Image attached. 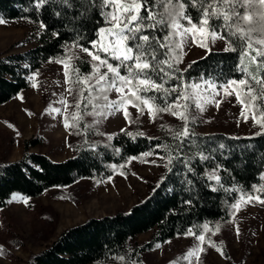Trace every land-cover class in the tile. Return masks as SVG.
Listing matches in <instances>:
<instances>
[{"label":"trees","instance_id":"obj_1","mask_svg":"<svg viewBox=\"0 0 264 264\" xmlns=\"http://www.w3.org/2000/svg\"><path fill=\"white\" fill-rule=\"evenodd\" d=\"M71 2L72 8L55 4L36 12L31 0H0V17L5 20H27L36 25L33 47L23 52L0 55V106L29 89L33 80L29 81L26 77L41 72L52 58L65 57L69 65L67 71L70 80L76 79L74 68H79L83 75L91 72L89 56L79 54L78 58L75 56L69 61L67 57H70L71 52L66 54L62 45L71 46L79 34L81 44L91 49L88 41L96 39V29L105 26L104 19L99 15V7L86 10L87 6H82L77 0ZM184 2L187 3V0ZM56 11L61 13L59 17L54 15ZM82 12L84 15H81ZM186 14H190L193 20L197 17L196 9L191 6L186 9ZM41 20L48 26L47 30L39 27ZM53 32H58L59 36H54ZM156 34L163 35L164 31L158 30ZM233 46L238 47V44L234 41ZM239 60L238 52H224L223 49L207 51L202 57L187 63L185 68L196 61L184 73L185 82L199 83L201 75L205 79L215 78L217 84L228 78L239 80L243 76V73L236 70ZM25 64L30 67L25 68ZM121 73L123 74V69ZM175 83L176 81H169L165 87ZM89 84L94 85L95 80L89 81ZM69 85L73 88V99L64 119L67 116L71 124V114L76 111L75 104L80 99L77 90L84 86L72 83ZM188 91L191 92V89ZM110 93H107L109 100ZM84 95L99 96V93L85 90ZM94 103L103 104L105 101L97 99ZM256 104L259 106L260 102L257 101ZM92 110V105L87 104V101L81 104L80 115L84 118L78 126L71 127L68 138V145L74 151L71 157L56 161L44 153L30 151V146L40 143L39 138L33 137L25 141L20 159L0 162V208L8 204L13 193L36 198L53 188L72 187L84 179L98 182L116 173L130 175L131 157H138L135 160L140 162L150 161L157 155L142 157L140 153L151 150L157 143L175 146L177 142L171 139L169 130L182 125L170 113H159L155 121H152L154 128L147 132L142 128L141 116L134 117L130 112L132 123L125 129L133 134L145 133V136H138L133 140L121 131L107 134L103 126L106 118L86 114ZM190 111L196 117L195 123L190 125L196 136L191 147L185 142L181 159L184 156L192 157L190 165L193 172H187L180 160H174L169 165L172 171L169 172L164 167L148 195L128 211L90 217L66 228L41 251L32 254L26 264H132L133 261L145 264L146 252L155 249L157 244L185 235L189 228L201 234L202 229L198 226L208 224L210 231L203 232L205 247L209 240L212 243L214 233L226 232L234 213L231 205L240 197V192L236 189L251 193L252 185L259 187L264 184L261 178V172H264V136H237L222 131L204 132L203 114L194 107ZM109 136L112 138L109 139ZM147 137L154 139L149 140ZM220 144L224 148H220ZM117 149L120 151L117 152ZM157 152L159 156L165 157L161 160L164 165L167 153L163 149H157ZM197 152H202L209 159L202 161L196 155ZM120 165L123 167H119ZM217 165L221 166L216 173L221 176L219 183L208 179V174ZM189 180L191 184L187 182ZM161 181L163 182L160 183ZM74 192L76 189L72 188L60 193L75 201L77 194ZM253 195H260L264 199L262 193ZM187 200H191L192 204H185L184 201ZM217 225L220 226L219 232H216ZM147 232H151L150 238L139 242L138 236ZM4 255L8 256L7 253Z\"/></svg>","mask_w":264,"mask_h":264},{"label":"snow or ice","instance_id":"obj_2","mask_svg":"<svg viewBox=\"0 0 264 264\" xmlns=\"http://www.w3.org/2000/svg\"><path fill=\"white\" fill-rule=\"evenodd\" d=\"M77 3H81L82 6L86 5V10L99 7V15L103 17L105 26L97 28L96 39L88 41L91 49L81 44L79 34L72 41L71 46L62 45L66 54L72 52L73 49H78L79 52L90 57L91 72L88 75H83L79 72V68H74L76 79L70 80L67 71L69 65L65 57L49 60L51 63L54 59L56 63L64 66L65 83L84 86L77 90L80 99L75 104L76 111L71 114L73 123L70 124L66 116L65 127L78 126L83 120L84 117L80 115V110L84 101L91 104L93 109L92 112L86 113L87 115L107 118L109 115L120 112L129 124L132 120L130 119L131 113L127 110L128 105L136 108L138 116L147 111L153 122L159 113H170L182 122L181 127L169 130L171 139L177 142L175 146L157 143L151 150L140 153V156L150 157L155 154L158 159H165L157 152V149H163L167 153V162L164 167L169 172L172 171L169 165H172L174 160H180L186 166L187 172H193L194 169L190 165L192 157L184 156L181 159L186 146L185 142L187 141V146L191 147L196 136L190 127L195 123L196 117L191 115L190 109L194 107L199 112H203L205 104L209 103L219 107L223 100H217L215 97L220 96L222 92L224 97L234 95L237 98V102L242 106L240 116L246 123L251 118L253 127H260V131L255 132L254 136H264V75H261L264 73V0H187V3L184 0H151V3L149 0H99L98 4L97 0H77ZM55 4L67 5L68 8L73 7L71 0H31V5L36 12ZM189 6L197 11L195 20L190 14H186ZM54 15L59 17L61 13L56 11ZM81 15L84 13L82 12ZM22 18L26 19V17ZM5 23L7 21L0 17V24ZM39 27L47 30L48 26L41 20ZM158 30H163L164 34L157 35ZM53 35L59 36V33L53 32ZM189 37L194 42H199V45L204 48H208L203 42L208 37L213 41L217 39L223 41L225 43L224 52H238L240 60L236 65V70L243 73V76L239 80L228 78L223 83L217 84L215 78L205 79L201 75L199 79L202 83H186L184 73L196 61L183 69L178 65L182 63L184 44L186 38ZM234 41L238 47L233 46ZM67 59L70 61L71 57ZM24 67L29 68L30 66L25 64ZM121 69H123V74ZM36 75L38 74L33 73L26 79L32 81ZM93 79H95V84H89V81ZM169 81H176V83L165 87ZM32 86L36 87V84ZM188 89H191V92ZM85 90L89 93L95 90L99 96H86L84 95ZM112 91L118 94L116 100L108 98L107 93ZM65 92L72 95L73 88H65ZM203 93H208V95ZM19 98L22 99V96ZM97 99L105 103H94ZM257 101L260 102L259 106L256 104ZM58 102L64 105V111L70 107L64 98ZM98 108L100 111H97ZM51 110L58 114L62 112L59 107ZM120 131L133 140L138 136H145L143 132L133 134L125 128H121ZM111 138L109 136V139ZM147 139L154 138L147 137ZM219 147L224 148V145L220 144ZM119 151L117 149V152ZM196 155L202 161L209 159L202 152H197ZM137 158L133 156L130 159ZM149 162L156 163L155 160ZM119 167L122 168L123 165ZM220 167L217 165L212 173L208 174L209 180L220 182L221 176L216 174ZM123 174L121 172V175ZM261 178L264 180V172H261ZM187 182L191 184L190 180ZM215 190L214 188L213 191ZM236 191L240 192V197L231 205L234 209L233 214L240 210L241 202L253 203L255 201L264 204V199H261L260 195H253L258 192L264 194V184L259 187L252 185L251 193L239 189ZM17 198L23 200L24 203L28 202L27 198L17 193H13L12 199L8 202L11 203ZM184 203L190 205L192 201L187 200ZM198 227L202 229L201 234L197 235L192 228L187 229L185 234L195 237L202 244L205 242L203 232L210 231V229L208 224ZM219 231L220 226L217 225L216 232ZM235 231L239 236V225L236 226ZM209 243L211 244L210 240ZM211 246L215 247V244ZM156 247L159 248L160 245L157 244ZM204 251V248L197 245L178 259L188 260L189 264H192L191 258L196 257L197 264H199V254ZM4 253L5 249L0 246V255ZM119 259L123 260L124 257H119ZM132 264H137V262L133 261ZM170 264H177V261H171Z\"/></svg>","mask_w":264,"mask_h":264},{"label":"rangeland","instance_id":"obj_3","mask_svg":"<svg viewBox=\"0 0 264 264\" xmlns=\"http://www.w3.org/2000/svg\"><path fill=\"white\" fill-rule=\"evenodd\" d=\"M6 21L7 23L0 24V55L23 52L35 45V24L27 20ZM203 42L208 48L201 47L199 42H194L190 37L186 38L180 63L182 69L189 61L202 57L208 49L222 50L225 47V43L219 39L213 41L208 37ZM79 54L88 56L79 50H73L70 57L72 59ZM64 73L62 64L48 63L41 72L36 73L38 75L33 79L36 87L23 90L13 100L0 106V162L20 159L25 141L33 137L39 138L40 143L30 146L32 152L44 153L56 161L74 154L68 145L71 127H65L64 124V116L70 110L73 94L65 92V88L71 86L65 83ZM117 95L112 91L111 100L117 99ZM61 98L70 105L67 111L58 102ZM215 99L223 100L219 107L213 103L205 104V110L201 112L205 118L204 132L222 131L239 136L253 135L260 131L259 126L253 127L251 118L246 123L240 116L242 106L234 95L224 97L221 92ZM56 107L61 108L62 112L58 114L51 110ZM127 110L134 117L138 116L136 108L131 105L127 106ZM139 116L142 118L143 130L150 132L154 124L149 113L145 111ZM128 125V120L120 112L107 116L103 124L107 134L119 132ZM152 160L156 163L132 159L129 162L130 175L116 173L111 179L98 182L84 179L72 187L53 188L36 198L25 197L28 199L27 203L19 198L8 202L5 207L0 208V246L8 254L0 255V264H26L32 254L41 251L66 228L90 217L128 211L148 195L163 171L162 159L152 157L150 161ZM72 188L76 189L75 201L60 193ZM237 225L240 229L239 236L235 231ZM150 236L151 232L141 234L138 241H147ZM197 245L205 249L199 254V264H264V204L255 201L241 202L240 210L232 215L228 230L223 234L214 233L212 243L206 247L204 242L201 244L195 237L185 234L146 252L144 262L170 264L175 260L177 264H189L188 260L178 258ZM191 260L192 264H197L196 257Z\"/></svg>","mask_w":264,"mask_h":264}]
</instances>
